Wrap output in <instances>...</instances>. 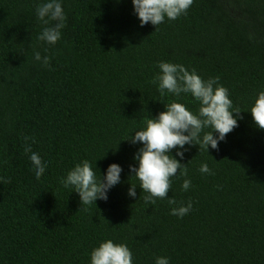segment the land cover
I'll list each match as a JSON object with an SVG mask.
<instances>
[{
    "label": "trees",
    "instance_id": "trees-1",
    "mask_svg": "<svg viewBox=\"0 0 264 264\" xmlns=\"http://www.w3.org/2000/svg\"><path fill=\"white\" fill-rule=\"evenodd\" d=\"M0 264H264V0H0Z\"/></svg>",
    "mask_w": 264,
    "mask_h": 264
}]
</instances>
